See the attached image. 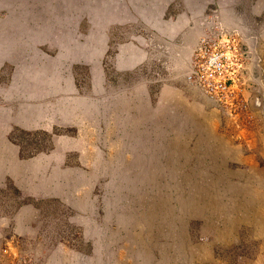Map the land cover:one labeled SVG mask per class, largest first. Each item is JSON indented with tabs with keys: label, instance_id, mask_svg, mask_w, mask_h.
<instances>
[{
	"label": "rangeland",
	"instance_id": "1",
	"mask_svg": "<svg viewBox=\"0 0 264 264\" xmlns=\"http://www.w3.org/2000/svg\"><path fill=\"white\" fill-rule=\"evenodd\" d=\"M203 38L228 58L225 106L187 80ZM213 127L258 133L235 196ZM249 208L264 216V0H0V264H264L254 229L219 231Z\"/></svg>",
	"mask_w": 264,
	"mask_h": 264
},
{
	"label": "crops",
	"instance_id": "2",
	"mask_svg": "<svg viewBox=\"0 0 264 264\" xmlns=\"http://www.w3.org/2000/svg\"><path fill=\"white\" fill-rule=\"evenodd\" d=\"M172 33L177 34L178 32L173 30ZM173 62L174 61H172L170 65H167L165 69L169 73L167 80H169L170 82L169 84L171 86L172 93L174 96H176L175 94L176 92L181 93V90L175 91L176 71L177 69H180V67L175 66ZM197 105H198L197 111L199 112V114H203L207 116V111H208L212 115L213 114L218 115V116L220 115L217 110H215L214 108H211L212 104L208 102V100L204 101L201 104H197ZM208 129L210 131V134L216 135L215 138L218 141H220L221 143H222V140L226 141V143H222L226 148L221 147L217 151L218 153L213 155V159L221 160V162L218 165L223 166L224 170H222L221 174H219L220 175L219 181L227 182L229 184L228 193L230 192L231 194H233V196H235V193H236L235 184L239 183L242 185L244 181L245 182L251 181L252 177H259V175L253 174L255 170L254 168L256 167L255 165L257 164L256 163L257 155L256 154L253 155V153L255 152L253 150L260 151V148L256 147V144L258 141L257 140L258 133L256 130L254 132L252 131V133L247 132V134L243 136L246 140H242L244 141V146H241V145H236L234 144V142L232 143L230 140L226 139L225 134H223V132L219 133L218 127L216 128L213 127V128H208ZM246 146H248V151L245 150ZM224 154H226V156H224ZM229 163H231L235 167L240 166L244 169L246 168L247 171L244 172L241 169L237 170V169L230 168ZM251 170H252V173H251ZM222 193L223 192H221V198L223 197V194H224ZM251 209L252 208H249V210L246 211L248 215L247 217L244 218V216H242L240 219L238 216L239 214L237 215V213H239V209L228 210V212H226L225 214L227 216L226 218H223L222 213H219L220 219L221 218L223 219L219 221H221L222 222L221 224L223 225L224 223L226 224L225 226H222L221 228H219V231L224 232L226 230L227 232L225 235L226 241L224 242L226 246H231L235 241L239 240V236H238L239 229L240 227L245 226L247 228L254 229L259 234V237H261L262 242H263L262 245L264 247V216L260 215L257 212H254V213L251 212L250 211ZM206 246L211 247L213 246V244L211 243Z\"/></svg>",
	"mask_w": 264,
	"mask_h": 264
},
{
	"label": "built area",
	"instance_id": "3",
	"mask_svg": "<svg viewBox=\"0 0 264 264\" xmlns=\"http://www.w3.org/2000/svg\"><path fill=\"white\" fill-rule=\"evenodd\" d=\"M227 55L211 39L203 38L193 53L188 82L201 90L214 103L228 104L233 79L226 64Z\"/></svg>",
	"mask_w": 264,
	"mask_h": 264
},
{
	"label": "water",
	"instance_id": "4",
	"mask_svg": "<svg viewBox=\"0 0 264 264\" xmlns=\"http://www.w3.org/2000/svg\"><path fill=\"white\" fill-rule=\"evenodd\" d=\"M262 101L258 96H254L251 100V107L254 110H257L261 107Z\"/></svg>",
	"mask_w": 264,
	"mask_h": 264
}]
</instances>
